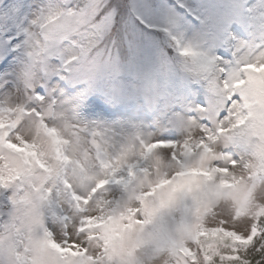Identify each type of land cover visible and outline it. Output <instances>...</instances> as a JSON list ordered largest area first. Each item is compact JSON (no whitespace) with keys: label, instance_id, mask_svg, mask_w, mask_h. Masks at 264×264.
Wrapping results in <instances>:
<instances>
[{"label":"snow or ice","instance_id":"snow-or-ice-1","mask_svg":"<svg viewBox=\"0 0 264 264\" xmlns=\"http://www.w3.org/2000/svg\"><path fill=\"white\" fill-rule=\"evenodd\" d=\"M154 262L264 264V0H0V264Z\"/></svg>","mask_w":264,"mask_h":264},{"label":"rangeland","instance_id":"rangeland-1","mask_svg":"<svg viewBox=\"0 0 264 264\" xmlns=\"http://www.w3.org/2000/svg\"><path fill=\"white\" fill-rule=\"evenodd\" d=\"M238 39L240 41H245L250 39V36L247 32L241 31ZM154 42L158 46H165L167 44V38L164 35L161 36L159 34L154 38ZM167 51L172 58H176V52L172 47L168 46ZM215 51L217 55L223 56L226 63L233 61L235 56L243 58L247 55H250V52L246 49L237 50L235 53L231 48H217ZM170 87L173 93L172 98L176 101L174 105L175 110L186 115H197V113L194 111L195 107L201 104L208 106L211 104L213 99L212 93L205 83L183 74L175 76ZM220 115H223V112H221ZM90 118L95 119L96 117ZM132 122L139 126L143 131L151 133L153 139H173L182 141L183 138L188 134L180 126H167L163 122L157 126L151 121L141 117L133 116ZM201 123L208 126L209 128L213 127L212 122L206 118L202 119ZM192 134L199 135L200 133L198 130H196ZM215 148L218 153L224 154L219 160L215 161V163H218L222 166L227 163L228 159L239 158V149L231 142L222 140L215 145ZM161 152L167 158V150H161Z\"/></svg>","mask_w":264,"mask_h":264},{"label":"clouds","instance_id":"clouds-1","mask_svg":"<svg viewBox=\"0 0 264 264\" xmlns=\"http://www.w3.org/2000/svg\"><path fill=\"white\" fill-rule=\"evenodd\" d=\"M154 264H159V262H154Z\"/></svg>","mask_w":264,"mask_h":264}]
</instances>
